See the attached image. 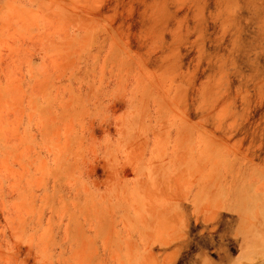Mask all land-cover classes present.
<instances>
[{"label": "rangeland", "instance_id": "obj_1", "mask_svg": "<svg viewBox=\"0 0 264 264\" xmlns=\"http://www.w3.org/2000/svg\"><path fill=\"white\" fill-rule=\"evenodd\" d=\"M0 264H264V0H0Z\"/></svg>", "mask_w": 264, "mask_h": 264}]
</instances>
